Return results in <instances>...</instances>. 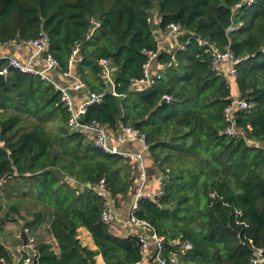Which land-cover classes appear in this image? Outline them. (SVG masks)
<instances>
[{
    "label": "trees",
    "instance_id": "obj_1",
    "mask_svg": "<svg viewBox=\"0 0 264 264\" xmlns=\"http://www.w3.org/2000/svg\"><path fill=\"white\" fill-rule=\"evenodd\" d=\"M243 2L0 0V56H15L6 47L45 32L52 55L69 71L78 47L73 75L89 91L105 93L86 121L113 136L123 126L146 134L164 195L156 202L142 200L136 216L155 228L166 257L176 256L177 264H254L255 251L264 249V0L235 9ZM173 24L182 29L173 36L178 47L160 49L156 31L166 34ZM197 38L230 47L237 59L240 97L253 104L234 116L239 136L225 133L231 89L225 77L211 71ZM146 52L159 53L155 64L162 70L154 65L152 70L161 80L139 90L135 85L144 78ZM103 59L116 69L113 93L101 77ZM4 69L0 183H6L0 189H11L9 195L19 200L0 215V264H24L27 254L16 261L1 240L7 224L20 220L36 239L32 264H96L99 255L106 264H141L137 233L117 234L104 224V200L97 194L105 179L113 203L128 199L127 161L96 148L87 134L70 131V113L51 83L0 59V72ZM167 95L173 99L163 104ZM28 117L39 123L26 128ZM29 199L34 205L22 207ZM43 225L58 251L35 237ZM81 228L90 232L96 250L82 244ZM185 242L193 248L183 253Z\"/></svg>",
    "mask_w": 264,
    "mask_h": 264
},
{
    "label": "built area",
    "instance_id": "obj_2",
    "mask_svg": "<svg viewBox=\"0 0 264 264\" xmlns=\"http://www.w3.org/2000/svg\"><path fill=\"white\" fill-rule=\"evenodd\" d=\"M254 0H244L243 3L236 5L235 9L240 8L243 4L251 6ZM151 22V20H149ZM182 29L179 25H170L167 28L166 35L173 37L181 33ZM199 45L205 48V53L209 54L211 71L217 75L225 77L227 84L231 89V102L226 107L224 114L225 119L229 126L226 128L225 133L229 136H239L241 133L237 130L235 125L234 116L236 113L245 112L252 109L251 104L247 99L236 96L232 93V82H237L239 78V69L237 67V59L233 54L230 47L220 48L208 39L197 38ZM12 46L17 48L31 47L32 54L29 60H21L15 56L3 55L0 59L8 61L9 67L19 70L24 73L40 76L43 80L48 81L54 89L60 93V102L63 104L68 112L69 129L71 132H83L88 135L89 139L96 148H99L111 155H118L125 159L131 167L132 174V201L129 206L128 218L125 224L137 233L139 243L141 245V255L143 260H151L153 264H177L176 256L170 258L166 257L164 251L163 239L158 236L155 228L147 221L139 219L136 212L140 209L142 200H150L156 202L164 195V191L159 189L158 192H151L147 189L149 182V174L146 156L149 154V144L147 136L139 129L132 126L122 127V137L115 138L110 135L108 131L97 122H87L86 115L90 107L100 104L103 101L105 93H94L89 91L86 84L74 76L72 73L73 66L78 59L79 48L74 47L69 59L70 69L64 71L60 62L55 59L51 53V39L48 34L41 32L38 38L30 40L27 44L13 43ZM178 47V46H176ZM161 49V48H160ZM178 49H184L179 46ZM148 55V62L145 64L144 78L136 82V87L139 90L149 88L158 80H161V75L158 72H153L152 67L157 60L159 53L146 52ZM102 67L101 77L109 88L114 92V73L116 69L112 62L103 59L99 62ZM160 70L162 68L159 67ZM1 75L7 74V69L0 72ZM83 93L87 96L83 103L77 104L76 94ZM167 103L172 101V96L167 95L164 97ZM129 142H136L141 146L140 150H135L125 147ZM6 181L0 183V186L5 184ZM97 194L104 200V207L102 211V221L107 226L112 225L116 218V211L111 196L109 195L108 185L105 179L101 180L97 187ZM25 233L28 235L27 245L22 244L17 249L23 256L25 253L27 257L24 264H32L34 257L37 256L35 248L36 239L32 236L29 228H24ZM193 248L190 242H185L182 246V252H186ZM264 256V249L256 250L254 253V264L262 262Z\"/></svg>",
    "mask_w": 264,
    "mask_h": 264
},
{
    "label": "crops",
    "instance_id": "obj_3",
    "mask_svg": "<svg viewBox=\"0 0 264 264\" xmlns=\"http://www.w3.org/2000/svg\"><path fill=\"white\" fill-rule=\"evenodd\" d=\"M156 36L159 40V44H160V48H164V49H168L169 51H171L173 48H175L178 44L176 38L174 37H168L166 34L164 33H160L158 31H156ZM6 53L8 54H13L23 60H29L31 54H32V48L31 47H22V48H17L15 46L11 47H6ZM159 65L154 64V69H159ZM161 68V67H160ZM72 73H73V69H72ZM76 76V75H74ZM232 93H234L236 96H240L239 91H238V85L237 82H235L233 80L232 82ZM110 89V88H109ZM87 98V96L83 93H79L76 94V102L77 104H81L84 102V100ZM122 137V132H118L115 135V138H121ZM125 147L127 148H131V149H135V150H140L141 146L136 143V142H129L125 145ZM146 161H147V166H148V174H149V182H148V186L147 189L151 192H158L160 189V179H159V173L157 172V165L156 163L152 160V158L147 155L146 156ZM132 192L130 193V196L128 197L127 200H122L121 198H119L117 201H119V203L117 204L116 202H114V208L116 211V218L114 220V222L111 225L112 231H114L117 234H125L126 231L133 229L130 228L129 226H127L125 224V221L128 218V214H129V206L130 203L132 201ZM20 225H22V220L19 221ZM11 225H9L8 227H10ZM7 228V227H6ZM22 228L19 229V231L16 234H13L11 240V247L9 246L8 248L14 253V255L16 254V250L19 246L18 241L20 240V231ZM47 229L46 225H43L40 229V231H42L43 233H45ZM47 231H46V233ZM79 239L81 240L82 244L92 250H96V245L93 241V238L90 234V232L85 229V228H81L79 229ZM45 241L47 242H51L55 245V249L56 251H58V246L56 243V240L51 236L48 235V237L45 238ZM96 264H106L103 257L101 255H99L98 257H96ZM141 264H153L151 260H142Z\"/></svg>",
    "mask_w": 264,
    "mask_h": 264
},
{
    "label": "rangeland",
    "instance_id": "obj_4",
    "mask_svg": "<svg viewBox=\"0 0 264 264\" xmlns=\"http://www.w3.org/2000/svg\"><path fill=\"white\" fill-rule=\"evenodd\" d=\"M2 113V111H0V114ZM39 123V120L37 118H34V117H28L25 119L24 121V126L28 129L32 128L33 125H36ZM53 124V123H52ZM51 124H49L48 126V129H51ZM6 188V187H5ZM11 192V189H8V191H6V189H0V215L1 216H4L10 209L11 207V204L14 202V201H17L19 200L17 197L14 198L12 196L9 195V193ZM23 205L22 207H26V208H31V205H34L33 204V201L32 200H26V201H22ZM23 217L26 218V219H29L25 212L23 211ZM25 223V221H22V225H20L19 222H12V223H9L7 224V228L5 229V233L1 236V240L2 242L5 244V246L7 247H11V238L13 236V234H16L20 228H23V224ZM9 225H11L10 227H8ZM46 233V231H45ZM43 233L42 231H37V234H34L35 237L37 238L38 240V236H41L43 238H46L48 237L47 234ZM21 246V245H19ZM18 246V247H19ZM13 253V252H12ZM21 252L19 251V249L16 250V254L14 255L15 258H16V261H19L23 258V256L20 254ZM14 254V253H13Z\"/></svg>",
    "mask_w": 264,
    "mask_h": 264
},
{
    "label": "water",
    "instance_id": "obj_5",
    "mask_svg": "<svg viewBox=\"0 0 264 264\" xmlns=\"http://www.w3.org/2000/svg\"><path fill=\"white\" fill-rule=\"evenodd\" d=\"M108 92L109 93H113V89L110 88L108 90ZM165 103H167L166 99L163 100V104H165ZM157 171L158 172L160 171L158 166H157ZM20 238L23 240V244L27 245V243H28V235L25 233L24 228H22L21 231H20Z\"/></svg>",
    "mask_w": 264,
    "mask_h": 264
}]
</instances>
